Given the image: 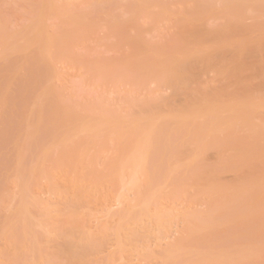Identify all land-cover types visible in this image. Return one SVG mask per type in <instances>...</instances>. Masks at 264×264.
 I'll use <instances>...</instances> for the list:
<instances>
[{
    "label": "rangeland",
    "instance_id": "1",
    "mask_svg": "<svg viewBox=\"0 0 264 264\" xmlns=\"http://www.w3.org/2000/svg\"><path fill=\"white\" fill-rule=\"evenodd\" d=\"M0 264H264V0H0Z\"/></svg>",
    "mask_w": 264,
    "mask_h": 264
}]
</instances>
